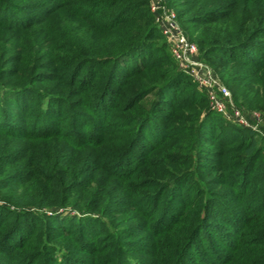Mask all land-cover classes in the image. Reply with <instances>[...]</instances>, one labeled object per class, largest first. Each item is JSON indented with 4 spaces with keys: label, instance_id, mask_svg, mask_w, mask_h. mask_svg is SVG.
I'll return each mask as SVG.
<instances>
[{
    "label": "trees",
    "instance_id": "16d2710c",
    "mask_svg": "<svg viewBox=\"0 0 264 264\" xmlns=\"http://www.w3.org/2000/svg\"><path fill=\"white\" fill-rule=\"evenodd\" d=\"M183 1L197 9L178 11L177 20L186 34L199 30L200 51L210 65L226 72L229 66L240 63L255 72H264L261 41L264 15L251 16L233 29L223 27L233 17V3L205 11L203 0ZM150 3L151 0H0V264H264V187L252 199V204L259 207L258 217L228 211L224 219L217 213L221 210L220 203L230 197H221L209 186L183 195L175 185L190 177L180 171L175 160L170 163L173 169L168 184H138L147 178L138 171L128 173L129 177L112 173L109 167L120 159L123 151H112L105 132L91 131L94 139L89 141L95 150L92 168L99 166L104 177L93 175L94 170L86 177L75 157L67 159L72 167L62 169L64 163L62 159L57 161L56 144L51 146L53 153L43 162L46 167L42 170L35 151L22 154L17 147L20 142L70 138L63 133L65 125L60 129L62 125L56 114L47 116L35 111L33 117L29 116L47 98L67 94L70 98L84 99L81 104L97 123L106 121L111 114L115 118L119 116L122 109L121 105H115V100L122 97L124 88L133 90L123 96L124 104L133 110L148 88L160 95L177 80L187 85V80L179 75L167 78L164 71L153 72L154 64L148 66L143 62L145 57L142 58L141 52L146 45L162 37ZM165 46L163 43L159 50L167 59ZM131 55L138 58L128 64L126 74L120 71V63ZM238 75L236 72L235 76ZM146 76L155 78L158 85L152 82L150 87L141 89L129 85L134 80L138 86ZM3 78L12 82L6 83ZM90 79L94 82L87 89ZM259 79L253 83L263 85L264 81ZM115 84L121 85L118 93L112 91ZM243 91L248 90L243 88ZM10 93L22 94L9 99ZM194 95L186 99L174 96L169 106L178 112H196L194 103L189 102ZM19 96L23 97L20 101ZM74 102L69 103L70 108ZM200 112V123L211 120L223 126V117L209 107H203ZM145 113L148 112L133 119L135 127L148 120L150 115ZM30 121L31 127L36 123L44 131L27 129ZM91 128H97L96 124ZM232 128L238 136L242 132L239 127ZM244 134L251 138L243 147L233 148L219 137L216 150L219 174H223L224 164L237 170L232 154L243 152L246 160L241 164L240 174L231 180L214 177L209 182L218 188L230 185L239 194L238 200L231 197L235 200L231 201L232 205L240 210L244 208L251 183L249 173L256 168L253 161L259 154L255 135ZM130 144L134 142L127 141L126 145ZM167 148L169 145L162 143L156 148L160 153L155 152L153 158L158 155L161 162L166 161ZM126 155L125 150L123 157ZM151 160L152 157L148 159ZM107 176L110 183L97 187L93 197L87 200L92 203L85 206L84 212L90 217L64 220L31 211V208L64 206L69 202L66 199L69 192H76L91 178L93 183ZM114 182H119L120 191L111 190ZM134 198H138L137 203ZM167 207L172 209L170 216ZM220 222L225 224L223 228ZM236 235L238 239L231 242Z\"/></svg>",
    "mask_w": 264,
    "mask_h": 264
},
{
    "label": "rangeland",
    "instance_id": "374dc122",
    "mask_svg": "<svg viewBox=\"0 0 264 264\" xmlns=\"http://www.w3.org/2000/svg\"><path fill=\"white\" fill-rule=\"evenodd\" d=\"M162 2L166 9L175 12L176 15L177 12L181 11L182 9H197L196 7H190V5L186 4L187 2H184L183 0H172L171 2L162 0ZM228 3L230 5L233 3V17L231 20H229V22L223 24V27L234 29L237 25L242 24L243 21L247 22L251 16L255 17L264 15V0H239L237 2H233L232 0H203L205 11L218 7L223 8ZM198 6L200 7V4H198ZM151 14L152 17H154L155 23L161 30V26L156 20V15L152 11ZM262 25H264V23H262ZM199 35V30H196L195 32L192 30L187 33L190 42L195 43L198 47L197 58L200 61L202 67V70L194 71L195 74L193 73L192 66L183 67L173 58V45L163 35V33L160 39L148 43L144 52H141L142 58L145 57L143 62H146L148 66L151 64L156 66V68L153 70L154 73L162 74L164 71L167 74V78L173 74H177L180 76V79L187 80L186 86H184V84H180V81L177 80L172 85V88L170 87L171 89L168 88L164 93H160V95L156 94V92H151L152 89L148 88V91L146 90L147 92L143 94L142 99L136 101V107H134L133 110H130V106L124 104L126 99L123 98L125 93H129L133 90L124 88V90H121L122 92L120 93L122 97L119 100L114 99L115 105H121L122 110L118 113L119 116L115 118V114H111V116L106 121L104 120L97 123H94L93 116L89 114L85 106L81 104V101H84V99L81 100L79 97L70 98L67 94L58 95L59 97L57 98H47L45 100V104L31 110L29 112V116L33 117L35 115V111L42 113V115L46 114L47 116L51 113L56 114L58 121L62 125L60 129L63 130V126L65 125L66 130H63V133L66 134V137L69 136L70 138L65 141L61 139L48 141V139H45L35 143L20 142L17 144V147L21 148L22 154H25L28 151H35V158L40 160L41 168L39 169L42 170L43 167H46L43 162L46 163V158L51 153H53L51 146L56 144V146L59 148L57 152V161L62 159V162L64 163L62 165V169L72 167L69 166L68 161L70 158L75 157V160L80 161L82 168L84 171H86V177L91 170H94L93 175L104 177V172L100 171V169L98 170L99 166H97L95 169L92 168L95 161V157L93 156L95 150H93L94 148L92 146H89V143L94 139L92 137V133L90 132L99 130L105 132L104 135H106L111 141L112 151L121 150V152L123 151L125 154L126 150L127 155L123 157L124 154L122 153L120 159L116 161L114 165L109 167L112 169V173H118L119 175L123 174L126 176L128 173L132 175L138 171V173H141L142 176L147 177L145 181L141 179L138 184H151L153 182H165L168 184L170 180V174L172 173L173 169L172 164L170 163L175 160L180 171L185 172L187 177H190L181 179L175 185L178 190H181L183 195L193 193L199 187L204 188L205 186H209V189H214L217 191L216 193L221 195V197H230V200L227 198L225 202L220 203L221 210L217 213V215H219L218 217L222 216L224 219H227V213H229L228 211H237V213H240L241 216L242 214H249L251 216L255 215V217H258L259 207L257 204H252V199H256L257 195H260V192L264 187V83L263 85L261 83L259 86V84L253 83V81H255L257 78H260V82H263L264 72H255L249 66L240 63L229 66V69L226 72L216 70L207 62L203 52L200 51ZM261 41L264 42V38L261 39ZM163 43H166L165 50L167 53V59L164 58L165 56H163V52L159 50L160 47L163 46ZM40 51L43 53L44 49H40ZM42 57H45V55ZM137 58L138 57L131 55L122 59L120 63V71H124L126 74H128L126 71L128 64ZM204 69H209L212 77L218 79L224 85V87L229 90L235 107H237L242 114L248 117L250 126H242L232 120L231 116L233 113L230 110H228L227 116L218 113L223 117L222 120L224 119L223 121H225L222 123L223 126H220L219 124L217 125L211 120L206 121L205 123H200L199 119L202 118L200 109L203 107H209L212 112L214 111L209 101V93L211 88L205 83V79L202 75ZM236 72L239 73L238 76H235ZM197 73H199V76ZM234 77L236 80H234ZM2 80L6 83L12 82L8 78H3ZM132 81L134 80H131L129 85L138 89L150 87L152 82L153 84L157 83L155 78H151L149 76H146L144 81L138 86L134 85ZM93 82L94 80L91 79L87 82V89L92 86ZM120 86L121 85L115 84L114 88L112 89V91H114L113 93H118ZM34 87L38 89V86ZM243 88H246L248 91L244 92ZM191 93H196V95ZM21 94L22 93L16 95ZM16 95L10 93L8 98L13 99ZM191 95L194 96L191 97L189 102L194 103L196 112H178V109L173 110V108L169 106L172 104L170 100L173 99L174 96H177L178 99H186ZM168 97H170V99ZM22 99L23 97L19 96L18 100L20 101ZM72 101L75 102L70 108L69 103ZM144 111L148 112L145 113L146 115H150L148 120L141 127H135L133 119L138 114H142ZM172 113L175 117H173ZM214 113L217 112L214 111ZM172 117L173 119H170ZM192 117H194V120L189 122V119H193ZM93 124H96L97 128H91ZM29 125L30 126H28L27 129L32 128L39 132L44 131V128L41 125L34 123L31 127V121L29 122ZM232 127H239L242 130L239 136L236 134V132H234ZM244 132H249L255 135L259 154H257L258 157H256V159L253 161L256 164V168L254 171L249 173V176H251V183L249 185L247 197L242 206L244 208L240 210V208L238 209L237 206L232 205L231 201H235L234 199L238 200L239 194L234 189H232L230 185L221 186L218 188L209 182L214 177L224 176L231 180L235 178V175L240 174V171L242 170L241 164L244 162V160H246L243 152H236L232 154L234 155V159H236L234 160V164H238L235 167L238 168L237 170H231L233 166L228 169L226 164H224V166H222V169L224 170L223 174H219L216 173L217 169L219 168L215 164L216 159H218L216 157V150L219 144V137H221V142L224 141L225 143H229V145L233 148L243 147L241 145H245L249 138H251L248 134H244ZM97 133L99 134V132ZM134 134L135 139L132 140ZM232 136L238 138L234 140L232 139ZM242 136L244 138H241ZM212 138L214 140H211ZM127 141H132L134 144L127 146ZM162 143H167V145H169V148H167L169 150H165V155L167 156L165 157L166 161L164 162L159 160L161 157L158 155L157 157L153 158V154L158 152L156 151V148ZM29 147L33 148L31 149ZM159 153L160 152H158V154ZM168 154L170 155V158ZM150 157H152V160L149 162L148 159H150ZM147 163H149L148 168H142V165ZM126 177H129V175ZM48 178H52V175H49ZM92 179L93 178H91L89 183L87 181L84 185L79 186L76 189V192H69L68 196L66 197L69 202L65 203L64 206L31 208V211L34 214L42 213L50 217L60 216L61 219L64 220L73 217H90V214L84 212L85 206L92 203H88L87 200L93 197V192L97 187H106V185L110 183L108 176L101 181L95 180L93 183L91 182ZM118 183L119 182H114L111 187L112 191H120V189L117 188ZM231 197L234 199H231ZM137 201L138 198H134V202L137 203ZM174 202L176 201L174 200ZM165 207L166 206H164V208ZM242 211H244V213ZM171 213L172 209L167 207V214L170 216ZM224 225L225 224L222 222L220 228H223ZM236 237L237 235L234 236L231 242L235 241V239H238V237Z\"/></svg>",
    "mask_w": 264,
    "mask_h": 264
},
{
    "label": "built area",
    "instance_id": "2783aa9c",
    "mask_svg": "<svg viewBox=\"0 0 264 264\" xmlns=\"http://www.w3.org/2000/svg\"><path fill=\"white\" fill-rule=\"evenodd\" d=\"M151 11L156 15V20L161 26L163 35L173 45V56L183 67H191L194 71L202 70L198 60V47L190 42L186 32L180 26L175 12L166 9L162 0H151ZM200 73V72H199ZM199 73L198 76H199ZM205 83L211 88L209 93L210 105L214 111L224 116L230 110L233 115L231 119L242 126H250L247 116L235 107L229 90L216 78H213L209 69L203 70ZM259 119V117H258Z\"/></svg>",
    "mask_w": 264,
    "mask_h": 264
}]
</instances>
